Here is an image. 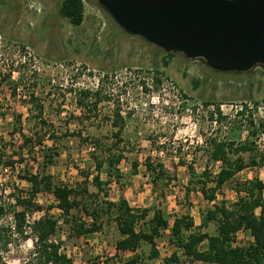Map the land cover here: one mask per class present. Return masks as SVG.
Segmentation results:
<instances>
[{
  "label": "rangeland",
  "instance_id": "rangeland-1",
  "mask_svg": "<svg viewBox=\"0 0 264 264\" xmlns=\"http://www.w3.org/2000/svg\"><path fill=\"white\" fill-rule=\"evenodd\" d=\"M61 1L0 0V150L5 161L15 162L11 168L0 167V227H8L0 240V264L36 263L31 258V225L43 218L57 222L52 239L73 264H125L134 254L144 264H162L174 251L184 261L182 252L169 242V231L156 239V260L146 259L150 246L145 242L135 253H118L115 243L120 235L113 216L102 215L97 220L99 232L72 237L64 222L69 218L62 217L46 192L34 200L42 210L27 212L24 234H17L12 211L23 209L16 198H28L31 189L22 177L46 175L53 184L75 188L82 195L75 197L79 205L71 213L87 223L91 218L85 211L89 213L103 199L115 202L123 196L132 208H149L147 220L158 209L169 225L174 217L188 214L198 226L200 213L212 208V203L199 192L187 194L185 187L192 172L205 171L212 177L218 170L209 157L213 139L252 143L251 153L230 157L239 156L248 164L255 155L258 162L226 183L217 202H235L237 183L254 178L264 182V162H260L264 133L259 126L264 124V69L258 66L245 74H221L199 60L178 54L168 58L141 38L126 35L95 1L84 0L83 23L73 26L58 13ZM13 87L15 95L11 94ZM85 89L98 90V106L90 115L77 107L80 91ZM202 101L213 104L204 106ZM38 105L43 106L42 115H37ZM245 105L244 115H238ZM116 113L124 122L117 148L124 158L115 168L116 179L108 178L106 170L113 169L105 164L100 178L110 183L101 191L92 180L96 174L92 144L93 139L100 140L105 146L102 151L113 145L118 128L111 120ZM219 113L226 119L219 120ZM250 121L258 130L255 135ZM19 133L32 138L37 133L42 145L27 153ZM48 149L55 163L42 168L41 153ZM20 157L22 162H18ZM147 159L153 165L163 164L166 179H170L159 181L155 192L145 169ZM133 162L138 164L137 175H132ZM205 231L215 234V224ZM250 241L249 233L240 231L234 245L245 246Z\"/></svg>",
  "mask_w": 264,
  "mask_h": 264
},
{
  "label": "trees",
  "instance_id": "trees-1",
  "mask_svg": "<svg viewBox=\"0 0 264 264\" xmlns=\"http://www.w3.org/2000/svg\"><path fill=\"white\" fill-rule=\"evenodd\" d=\"M58 13L73 26H80L84 20V0H62ZM174 55L172 53L165 54L168 58ZM163 65L167 66L168 61H164ZM97 91V89L80 91L82 98L77 102V107L83 113L86 112L90 115L92 111L97 109ZM15 93L16 88H11V94L15 95ZM34 100L36 101L37 99ZM202 103L204 106L213 104L211 101H202ZM36 108L38 110L37 115H42L43 106L38 105ZM246 108L247 106L245 105L237 114L243 116ZM218 116L219 120L226 119L220 113ZM249 123L254 128V123L252 121ZM111 124L118 128L113 145L102 151L105 146L100 140L93 139L94 143L92 144L96 152V155H92L96 171L92 180L95 187L101 191L103 190L102 186L110 183L109 179L101 181L100 178L105 164L113 169V171L106 170L108 178L112 176L116 179L118 178V173H114L115 168L124 158L123 152L117 150L121 143V128L124 124L119 113L115 114ZM259 126L261 127L260 132L264 133V124L259 123ZM257 132L258 130L254 128L251 134L255 135ZM80 133L77 132L76 134L80 135ZM19 135L22 139L23 148L29 154L32 153L35 146L42 145V140L37 133L33 134V138L27 137L22 133H19ZM50 136L51 138H56L54 135ZM251 145L252 143H247L246 141L241 144L226 139H213L211 141L209 157L213 162L220 161V168L212 177L205 171L200 175L192 172L185 187L187 194L193 191L199 192L204 200L212 203V208L200 213V224L198 226L194 225L193 219L188 214L174 217L170 226L168 220L158 209H155L152 218L147 220L150 209L132 208L123 196H120L115 202L103 199L99 204L96 203L89 213L85 211V214H88L87 216L91 218V221L87 223L71 213L79 205L75 199L76 196L82 195L79 191L67 185L53 184L50 177L46 175L41 177L38 175H26L22 179L30 183L31 189L28 198H16L17 205L21 206L23 210L12 211L15 222L14 230L17 234L23 236L22 223L25 221L26 213L42 210L34 200L38 193L46 192L52 195L62 217L69 218L64 222L68 224L72 237L80 238L99 232L101 223H97V220L102 215L113 216L120 235V238L115 243L117 252L125 254L135 253L140 244L145 242L150 246V252L146 259L149 261L156 260L159 257L156 239L162 238L164 232L169 231V242L182 252L185 260L182 261L178 253L174 251L162 260V264H264V182L254 178L237 183L234 187L237 194L235 202L226 205L223 200L220 202L216 201L217 195L226 183L233 180L245 168L258 165L255 155H251L248 164L239 156L234 159L230 157L233 153L235 155L246 152L251 153ZM49 151L48 149L41 153L42 168L55 163L54 157L48 153ZM97 152H100L101 156L97 155ZM3 156L5 155L0 150V167L4 169L13 167L15 162L10 159L5 161ZM18 160V162H22L23 159L20 157ZM260 162H264V154L261 156ZM137 168L138 164L133 162L131 165L132 175H137ZM145 169L150 175L152 191L155 192L158 182L167 178L165 167L161 163L153 165L147 159L145 161ZM166 180L169 182L170 179ZM82 193L86 194V189H83ZM257 210L258 213L256 212ZM2 215L3 211L0 208V217ZM211 223L216 226V232L213 235L205 231ZM143 225H147L148 229H144ZM7 229L8 227H0V240L4 238ZM57 229L58 224L53 219L43 218L32 222L33 252L31 258L36 262L35 264H73L72 259L60 251L59 243L52 239ZM9 230L11 229L9 228ZM240 231L248 232L250 235L251 241L245 246L234 245L236 235ZM7 244L8 241H5V245ZM142 260L141 256L134 254L125 264H144Z\"/></svg>",
  "mask_w": 264,
  "mask_h": 264
},
{
  "label": "water",
  "instance_id": "water-1",
  "mask_svg": "<svg viewBox=\"0 0 264 264\" xmlns=\"http://www.w3.org/2000/svg\"><path fill=\"white\" fill-rule=\"evenodd\" d=\"M126 35L221 74L264 69V0H90Z\"/></svg>",
  "mask_w": 264,
  "mask_h": 264
},
{
  "label": "built area",
  "instance_id": "built-area-1",
  "mask_svg": "<svg viewBox=\"0 0 264 264\" xmlns=\"http://www.w3.org/2000/svg\"><path fill=\"white\" fill-rule=\"evenodd\" d=\"M220 108H221V110H223V109H222V106H221ZM259 142H260V141H259ZM214 165H215V168L219 169L220 166H221V162H220V161H216V162H214ZM118 253H120V254H125V253H121V252H118Z\"/></svg>",
  "mask_w": 264,
  "mask_h": 264
},
{
  "label": "crops",
  "instance_id": "crops-1",
  "mask_svg": "<svg viewBox=\"0 0 264 264\" xmlns=\"http://www.w3.org/2000/svg\"><path fill=\"white\" fill-rule=\"evenodd\" d=\"M173 219H174V218H173ZM171 225H172V224H171ZM171 225H170V226H171ZM194 225H195V223H194ZM195 226H196V225H195Z\"/></svg>",
  "mask_w": 264,
  "mask_h": 264
}]
</instances>
